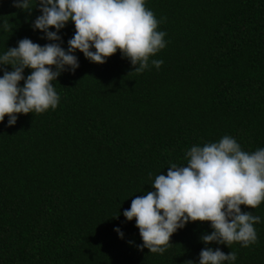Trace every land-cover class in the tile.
Here are the masks:
<instances>
[{"label":"trees","instance_id":"trees-1","mask_svg":"<svg viewBox=\"0 0 264 264\" xmlns=\"http://www.w3.org/2000/svg\"><path fill=\"white\" fill-rule=\"evenodd\" d=\"M145 6L166 33L148 69L138 74L119 50L102 64L76 50L79 67L52 81L55 109L17 114L12 126L7 115L0 122V264H199L205 247L235 252L224 264H264V201L241 205L260 217L248 247L205 245L210 222L190 221L163 254L151 253L138 247L135 219L123 215L135 196L154 191L156 175L186 164L194 145L227 135L243 151L264 148V0ZM40 14L0 0V55L23 38L68 49L74 23L50 41L32 27ZM5 20L12 30H4ZM152 60L163 64L157 69ZM3 69L13 70L0 65V76Z\"/></svg>","mask_w":264,"mask_h":264},{"label":"clouds","instance_id":"clouds-1","mask_svg":"<svg viewBox=\"0 0 264 264\" xmlns=\"http://www.w3.org/2000/svg\"><path fill=\"white\" fill-rule=\"evenodd\" d=\"M12 3L29 13L38 7L41 14L32 27L50 41L61 39L58 33L70 20L75 33L67 50L59 43L41 46L23 38L0 55V65L13 69H3L0 76V122L7 115L9 126L16 123L17 114L43 113L57 107L60 97L52 81L66 69L74 72L79 67L76 50L100 64L119 50L139 74L148 69L150 56L166 46V33L157 30L160 21L145 6V0H36L34 6L31 0ZM3 28L12 30L7 20ZM151 64L159 69L163 61L152 60ZM25 68L32 70L27 77ZM185 155L186 164L173 163L166 175H156L151 183L154 191L135 196L123 212L128 221L135 219L143 241L140 250L163 254L171 236L190 221L210 222L213 230L201 237L205 245L215 242L229 247L239 242L248 247L256 243L254 224L260 217L242 211L241 205L256 208L264 201V148L249 153L225 135L219 142L194 145ZM114 230L123 238L119 227ZM236 258L235 252L225 254L219 247H205L199 253V264H224Z\"/></svg>","mask_w":264,"mask_h":264}]
</instances>
